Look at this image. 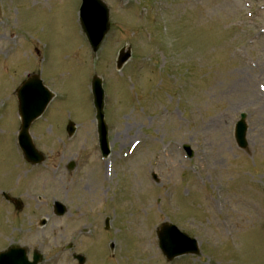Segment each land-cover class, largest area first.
Returning a JSON list of instances; mask_svg holds the SVG:
<instances>
[{"label": "rangeland", "instance_id": "374dc122", "mask_svg": "<svg viewBox=\"0 0 264 264\" xmlns=\"http://www.w3.org/2000/svg\"><path fill=\"white\" fill-rule=\"evenodd\" d=\"M102 1L110 31L93 54L78 23L82 0H0V196L23 202L17 212L0 198V250L18 244L47 258L74 244L92 264H264V0ZM38 73L55 99L30 128L45 160L42 175L28 176L15 91ZM94 74L105 91L107 160ZM241 114L245 150L233 139ZM54 200L68 209L61 219ZM163 223L195 238L200 255L168 263L155 235Z\"/></svg>", "mask_w": 264, "mask_h": 264}, {"label": "water", "instance_id": "95a60500", "mask_svg": "<svg viewBox=\"0 0 264 264\" xmlns=\"http://www.w3.org/2000/svg\"><path fill=\"white\" fill-rule=\"evenodd\" d=\"M80 22L83 27V30L88 38V41L94 51H97L99 45L101 44L105 34L108 31L109 23H108V10L100 2V0H84L82 7L80 9ZM130 54L127 52L124 54V51H120L117 68L119 69L124 62L127 61ZM92 92L94 96V106L97 111L96 119L98 121V133L99 139L101 144V149L104 154H107V141H106V128L103 122V92L101 89V81L97 78L93 79L92 82ZM17 97L19 101V113L22 118V126H21V133L19 137V143L24 150V156L27 160L31 162H39L42 159L39 157L40 155L35 151L29 137H28V128L31 122L38 118L49 101L51 100L52 96L49 92L44 89L41 85V82L38 78L34 77L27 82H25L22 87L17 91ZM244 117H242L243 119ZM74 129L71 123H69L67 127L68 135L73 133ZM244 134H245V126L243 121L238 123L237 130H236V140L238 141L239 145L243 148L246 147L244 141ZM37 158L38 161L33 160ZM72 165L70 166V168ZM55 213L58 215H62L65 213V209L59 204L56 205ZM183 237L181 234L178 233L176 228L163 225L158 232V237L160 240V249L166 255V257L170 260L172 257L170 256L171 252V245L168 237ZM186 239V238H185ZM187 240V239H186ZM191 252L188 253H197L195 250V243L188 241ZM184 246L177 251L182 252L184 251ZM6 257V256H5ZM1 264V260H0Z\"/></svg>", "mask_w": 264, "mask_h": 264}, {"label": "flooded vegetation", "instance_id": "af4514ba", "mask_svg": "<svg viewBox=\"0 0 264 264\" xmlns=\"http://www.w3.org/2000/svg\"><path fill=\"white\" fill-rule=\"evenodd\" d=\"M64 252H72V250H74V247L71 246V245H67V246H64L63 248ZM69 250V251H67ZM58 253H61V251H59ZM76 254H70V261L69 262H66V264H77L74 260H73V256H75ZM57 264H60V262H58ZM85 264H92L91 260L88 261L87 263L85 262Z\"/></svg>", "mask_w": 264, "mask_h": 264}]
</instances>
